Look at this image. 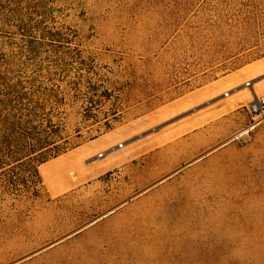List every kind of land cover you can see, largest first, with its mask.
I'll list each match as a JSON object with an SVG mask.
<instances>
[{"label":"rangeland","instance_id":"1","mask_svg":"<svg viewBox=\"0 0 264 264\" xmlns=\"http://www.w3.org/2000/svg\"><path fill=\"white\" fill-rule=\"evenodd\" d=\"M257 84L264 0H0V264H264Z\"/></svg>","mask_w":264,"mask_h":264},{"label":"trees","instance_id":"2","mask_svg":"<svg viewBox=\"0 0 264 264\" xmlns=\"http://www.w3.org/2000/svg\"><path fill=\"white\" fill-rule=\"evenodd\" d=\"M7 131H10V129L7 128ZM38 143H39L38 144L39 149H43V148H46V147L52 145L53 143H55V141L49 142L48 138H46V140L39 141Z\"/></svg>","mask_w":264,"mask_h":264},{"label":"bare ground","instance_id":"3","mask_svg":"<svg viewBox=\"0 0 264 264\" xmlns=\"http://www.w3.org/2000/svg\"><path fill=\"white\" fill-rule=\"evenodd\" d=\"M225 94H227V93H225ZM252 105L254 106V111H256L257 109H258V105H259V103H258V101H254L253 103H252Z\"/></svg>","mask_w":264,"mask_h":264},{"label":"crops","instance_id":"4","mask_svg":"<svg viewBox=\"0 0 264 264\" xmlns=\"http://www.w3.org/2000/svg\"><path fill=\"white\" fill-rule=\"evenodd\" d=\"M255 87H257V89H260L259 86H258V84H257ZM263 87H264V86H263ZM261 89L263 90L262 93H264V88H261ZM261 89H260V90H261ZM259 94H260V93H259Z\"/></svg>","mask_w":264,"mask_h":264},{"label":"water","instance_id":"5","mask_svg":"<svg viewBox=\"0 0 264 264\" xmlns=\"http://www.w3.org/2000/svg\"><path fill=\"white\" fill-rule=\"evenodd\" d=\"M158 127H155L154 129H157Z\"/></svg>","mask_w":264,"mask_h":264},{"label":"built area","instance_id":"6","mask_svg":"<svg viewBox=\"0 0 264 264\" xmlns=\"http://www.w3.org/2000/svg\"><path fill=\"white\" fill-rule=\"evenodd\" d=\"M256 111H258V109Z\"/></svg>","mask_w":264,"mask_h":264}]
</instances>
